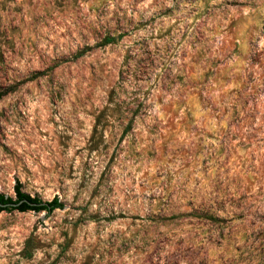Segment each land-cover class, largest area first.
Masks as SVG:
<instances>
[{
	"label": "rangeland",
	"instance_id": "obj_1",
	"mask_svg": "<svg viewBox=\"0 0 264 264\" xmlns=\"http://www.w3.org/2000/svg\"><path fill=\"white\" fill-rule=\"evenodd\" d=\"M0 94V264H264V0H0Z\"/></svg>",
	"mask_w": 264,
	"mask_h": 264
},
{
	"label": "trees",
	"instance_id": "obj_2",
	"mask_svg": "<svg viewBox=\"0 0 264 264\" xmlns=\"http://www.w3.org/2000/svg\"><path fill=\"white\" fill-rule=\"evenodd\" d=\"M112 42L113 39L111 37H106L103 44L107 45ZM0 204L5 205L4 207H0V212L15 210L18 212L33 211L51 213L63 207L62 203L56 197L50 201H42L38 197L30 196L21 190L20 184L18 183L14 187V198L0 193Z\"/></svg>",
	"mask_w": 264,
	"mask_h": 264
},
{
	"label": "bare ground",
	"instance_id": "obj_3",
	"mask_svg": "<svg viewBox=\"0 0 264 264\" xmlns=\"http://www.w3.org/2000/svg\"><path fill=\"white\" fill-rule=\"evenodd\" d=\"M11 8V7H10ZM13 11V7L10 9V12H12Z\"/></svg>",
	"mask_w": 264,
	"mask_h": 264
},
{
	"label": "water",
	"instance_id": "obj_4",
	"mask_svg": "<svg viewBox=\"0 0 264 264\" xmlns=\"http://www.w3.org/2000/svg\"><path fill=\"white\" fill-rule=\"evenodd\" d=\"M5 205H3V204H0V207H4Z\"/></svg>",
	"mask_w": 264,
	"mask_h": 264
}]
</instances>
